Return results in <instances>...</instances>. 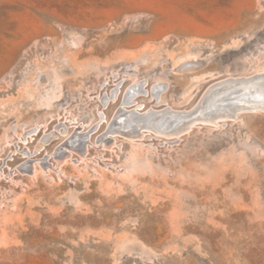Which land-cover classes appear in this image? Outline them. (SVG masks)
Instances as JSON below:
<instances>
[{
    "label": "rangeland",
    "instance_id": "1",
    "mask_svg": "<svg viewBox=\"0 0 264 264\" xmlns=\"http://www.w3.org/2000/svg\"><path fill=\"white\" fill-rule=\"evenodd\" d=\"M263 92L264 0H0V264H264Z\"/></svg>",
    "mask_w": 264,
    "mask_h": 264
},
{
    "label": "bare ground",
    "instance_id": "2",
    "mask_svg": "<svg viewBox=\"0 0 264 264\" xmlns=\"http://www.w3.org/2000/svg\"><path fill=\"white\" fill-rule=\"evenodd\" d=\"M219 86H221V84H217V85H215V86H213L211 88V90H213V89L216 90V92L212 94L213 96H215L217 94V92H218L217 89H218ZM235 87H238V84H235ZM129 93L136 94L137 93V88H131L129 90ZM236 93H237V91H234V94L232 96L231 95H229L228 97L224 96V100L223 101H218V99L215 100V101H212V97L210 98V100H207L208 102L206 101V102L203 103L202 100H201L198 103V106H201L200 114H201L202 111H207V110H209V111H207V113L202 114V117H199V118L196 115H190V117H193L194 121H198V120L213 121V120H216V119L222 117L224 112H226L229 108H234L235 109V108H240L242 105H246V102H245L246 100H241L240 96L236 95ZM205 103H207V104H205ZM125 112H126V114H128V116L127 115H125V116H127V118H129V122H128V125L124 124L121 127H122V129L124 131V134L127 137H132L136 133V129L134 127H132L131 125L137 124L141 120V115L137 114V113H134V112H127V111H125ZM122 113H123L122 110H119L117 112V114H116V117L119 116ZM172 113H178V116H179L178 119L177 118L174 119V117H173L174 115L173 114H172V116L171 115H166L162 111H157V112H153V113H147V114L143 115L142 117L144 119H146L147 121H152V122L159 121V123H162L160 120H163V123L167 122L166 126L171 127L170 131H172V133L177 135L180 132L184 131L187 128V126H188V124L190 122L188 123V121H186L184 119V115H185L184 112H172ZM194 124H195V122H194ZM77 134L80 135V133H78V132H77ZM83 138L85 139L84 140L85 144H84L83 148L80 150L79 154H82V153H84L86 151V149H85L86 142H87L86 134L84 135ZM74 142L77 143L78 140H75ZM67 145H64L63 150H64V152H66L68 154L70 150H69V147ZM78 145L79 144H77V146Z\"/></svg>",
    "mask_w": 264,
    "mask_h": 264
},
{
    "label": "water",
    "instance_id": "3",
    "mask_svg": "<svg viewBox=\"0 0 264 264\" xmlns=\"http://www.w3.org/2000/svg\"><path fill=\"white\" fill-rule=\"evenodd\" d=\"M231 81V80H230ZM226 82H228V81H226ZM220 83H222V82H220ZM207 100H210V96H204V98L202 99V102L204 103V102H206ZM208 102V101H207ZM205 104H207V103H205ZM200 111H201V106H197L192 112H189V113H186L185 115H184V119L186 120V118L188 119V117L191 115V114H195L198 118L200 117ZM172 114L174 115L173 117H174V119H178V113H171L170 115L172 116ZM202 117V116H201Z\"/></svg>",
    "mask_w": 264,
    "mask_h": 264
}]
</instances>
